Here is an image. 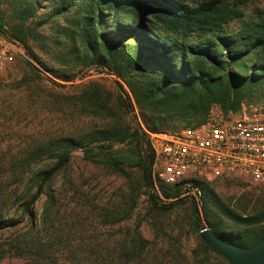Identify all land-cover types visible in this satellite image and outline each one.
<instances>
[{
  "label": "rangeland",
  "instance_id": "1",
  "mask_svg": "<svg viewBox=\"0 0 264 264\" xmlns=\"http://www.w3.org/2000/svg\"><path fill=\"white\" fill-rule=\"evenodd\" d=\"M261 7L264 0H254L244 10L252 14ZM3 8L11 24H18L13 8L9 4ZM51 8L42 2L26 24L34 32L28 44L38 59L20 43L15 63L0 72V224L19 221L0 229V264H97L110 256L114 260L102 264H196V259L203 264L200 229L208 225L194 224L192 192L184 188L183 201L173 208H155L148 201L140 168L125 166L122 173L87 159L82 149H73L71 162L45 186L31 210L24 211L23 202L30 198L26 193L36 191L30 187L33 173L49 169L52 156L61 151L55 146L57 139H79L96 127L138 122L148 130L136 104L132 113L120 106L121 78L91 66L67 81L46 68L69 67L58 60L68 53L57 43L65 38L60 31L66 24L62 17H49ZM237 27V21L229 26ZM95 90L102 97L99 103L91 99ZM253 103H264V97L244 104ZM185 126V121L171 120L165 128ZM160 184L165 183L155 181L156 187ZM204 186L212 187L240 215L264 211V184L222 178ZM46 193L54 196V203ZM137 230L147 243L130 242Z\"/></svg>",
  "mask_w": 264,
  "mask_h": 264
},
{
  "label": "trees",
  "instance_id": "2",
  "mask_svg": "<svg viewBox=\"0 0 264 264\" xmlns=\"http://www.w3.org/2000/svg\"><path fill=\"white\" fill-rule=\"evenodd\" d=\"M252 1L0 0V35L22 43L38 59L28 44L34 32L26 24L38 14L42 2L49 3V17H62L66 24L60 31L65 38L57 43L67 47L68 53L58 60L69 67L65 71L46 68L67 81L91 66L115 74L124 81L118 83L120 106L132 113L136 104L148 130L159 131L169 129L165 127L171 120L185 121L186 126L203 121L212 104L239 110L245 102L264 97V7L247 14L244 7ZM5 4L13 8L18 24L6 17ZM233 21L239 27L231 30ZM99 93L91 94L95 103L102 99ZM108 102L103 106L108 107ZM55 146L61 151L52 156L51 167L31 177L30 187L36 191L26 193L30 198L23 202L24 211L31 210L45 186L71 162L73 149H82L87 159L122 173L125 166L140 168L148 201L155 208H173L183 201L184 182L155 186V152L140 122L96 127L79 139H57ZM205 182H199L203 205L190 203L197 228L204 221L218 237L244 247L264 239V211L240 215ZM46 194L54 203V196ZM18 222L3 221L0 229ZM130 242L147 243L138 230ZM200 245L204 249L201 263L229 264L202 239Z\"/></svg>",
  "mask_w": 264,
  "mask_h": 264
},
{
  "label": "built area",
  "instance_id": "3",
  "mask_svg": "<svg viewBox=\"0 0 264 264\" xmlns=\"http://www.w3.org/2000/svg\"><path fill=\"white\" fill-rule=\"evenodd\" d=\"M18 52L19 42L0 35V72L15 63ZM147 134L155 152L154 180L184 182L198 206L203 204L200 181L264 184V103L243 104L239 110L212 104L199 123Z\"/></svg>",
  "mask_w": 264,
  "mask_h": 264
},
{
  "label": "water",
  "instance_id": "4",
  "mask_svg": "<svg viewBox=\"0 0 264 264\" xmlns=\"http://www.w3.org/2000/svg\"><path fill=\"white\" fill-rule=\"evenodd\" d=\"M200 237L229 264H264V239L250 247H244L223 240L214 233L212 228L206 225L201 227Z\"/></svg>",
  "mask_w": 264,
  "mask_h": 264
}]
</instances>
